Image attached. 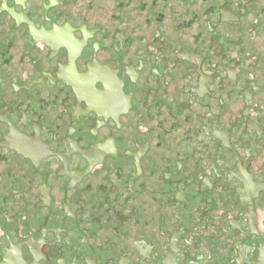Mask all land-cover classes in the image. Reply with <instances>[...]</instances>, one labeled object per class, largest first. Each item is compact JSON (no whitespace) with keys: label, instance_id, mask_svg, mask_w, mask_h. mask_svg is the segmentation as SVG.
Returning <instances> with one entry per match:
<instances>
[{"label":"flooded vegetation","instance_id":"af4514ba","mask_svg":"<svg viewBox=\"0 0 264 264\" xmlns=\"http://www.w3.org/2000/svg\"><path fill=\"white\" fill-rule=\"evenodd\" d=\"M263 248L264 0H0V264Z\"/></svg>","mask_w":264,"mask_h":264},{"label":"water","instance_id":"95a60500","mask_svg":"<svg viewBox=\"0 0 264 264\" xmlns=\"http://www.w3.org/2000/svg\"><path fill=\"white\" fill-rule=\"evenodd\" d=\"M252 264H264V248L260 254L256 257V260Z\"/></svg>","mask_w":264,"mask_h":264}]
</instances>
